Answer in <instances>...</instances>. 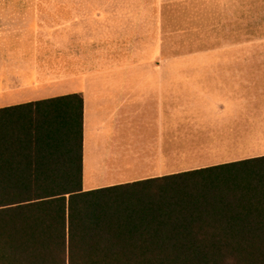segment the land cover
Returning <instances> with one entry per match:
<instances>
[{
	"label": "trees",
	"instance_id": "16d2710c",
	"mask_svg": "<svg viewBox=\"0 0 264 264\" xmlns=\"http://www.w3.org/2000/svg\"><path fill=\"white\" fill-rule=\"evenodd\" d=\"M82 167L81 93L0 108V264H264V156L89 191Z\"/></svg>",
	"mask_w": 264,
	"mask_h": 264
},
{
	"label": "rangeland",
	"instance_id": "374dc122",
	"mask_svg": "<svg viewBox=\"0 0 264 264\" xmlns=\"http://www.w3.org/2000/svg\"><path fill=\"white\" fill-rule=\"evenodd\" d=\"M66 13L68 25L62 22ZM71 41L85 64L97 56L107 60L102 66L106 72L124 65L135 72L147 62L165 74L202 72L217 81L220 60H243V110L225 118L218 98L206 104L211 152L194 157L193 150L189 155L205 159L200 162H188L186 126L191 122L181 119L180 166L264 156V91L251 90L253 82L264 83V0H0V108L61 94V81L76 76L62 66L66 59H60L59 47ZM198 59L207 65L190 64ZM87 65L85 74L101 67ZM34 69L36 88H29V71ZM46 86L54 89L43 90Z\"/></svg>",
	"mask_w": 264,
	"mask_h": 264
},
{
	"label": "crops",
	"instance_id": "0c3cea01",
	"mask_svg": "<svg viewBox=\"0 0 264 264\" xmlns=\"http://www.w3.org/2000/svg\"><path fill=\"white\" fill-rule=\"evenodd\" d=\"M66 15L62 22L68 25L70 16L68 13ZM35 25L31 23V26ZM75 43H66L65 46L59 47V50L60 59H66V62L62 61V66L70 67L69 72L75 73L76 76L74 79L61 81L60 87H57L63 90L61 94L48 95L42 99L82 94L84 191L159 178L208 166L181 169V119L186 118L191 122L186 126L189 138L186 144L188 162L205 160L190 158L193 150L194 157L199 152L207 155L211 152L208 147H211L212 137L208 134L209 127H206L204 108L207 103H216L218 98L219 112L221 116L225 115V118L230 112L239 113V110H243V60H220L218 65L221 68L216 76L217 81L202 72L182 75L159 72V59L156 57L153 60L157 67L141 62L140 66L134 68L135 72H130L125 65L120 71L106 72L102 66L109 62L102 56H97L92 58L88 65L101 66L97 68L99 72L85 74L83 67L87 64L81 57L82 54L78 53L79 46ZM98 43L97 48L100 49ZM193 62L202 66L200 59L190 60V64L193 65ZM202 63L203 66L207 65V61ZM36 73L35 69L29 71L33 77L29 78L26 85L29 88H36ZM255 73L252 71V74ZM253 84L252 91H264V83ZM52 89L54 88L46 86L43 90ZM240 160L244 159L231 158L225 163Z\"/></svg>",
	"mask_w": 264,
	"mask_h": 264
}]
</instances>
